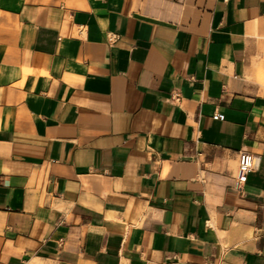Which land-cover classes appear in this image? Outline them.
I'll list each match as a JSON object with an SVG mask.
<instances>
[{
  "label": "crops",
  "instance_id": "crops-1",
  "mask_svg": "<svg viewBox=\"0 0 264 264\" xmlns=\"http://www.w3.org/2000/svg\"><path fill=\"white\" fill-rule=\"evenodd\" d=\"M0 264H264V0H0Z\"/></svg>",
  "mask_w": 264,
  "mask_h": 264
},
{
  "label": "built area",
  "instance_id": "built-area-1",
  "mask_svg": "<svg viewBox=\"0 0 264 264\" xmlns=\"http://www.w3.org/2000/svg\"><path fill=\"white\" fill-rule=\"evenodd\" d=\"M106 40L109 44H114L117 40V37L114 35L108 34ZM172 100L178 101L179 96L176 94L173 95ZM251 168H252L251 155L246 152H238L237 153V168H236L235 176L233 179V185L236 190H240L244 186L248 173L250 172Z\"/></svg>",
  "mask_w": 264,
  "mask_h": 264
}]
</instances>
